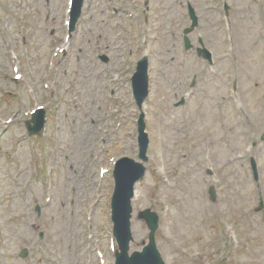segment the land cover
<instances>
[{"label":"rangeland","instance_id":"obj_1","mask_svg":"<svg viewBox=\"0 0 264 264\" xmlns=\"http://www.w3.org/2000/svg\"><path fill=\"white\" fill-rule=\"evenodd\" d=\"M176 1L151 0V40L129 45L116 39L105 2L87 0L71 49L53 59V71L47 59L65 35L67 0H0V264L114 259L111 171L113 160L136 158L139 111L129 77L144 54L151 58L143 106L150 146L133 202L132 251L148 239L140 213L150 208L160 217L157 247L166 264H215L226 256V264H264V211L257 210L259 192L264 197V0H228L225 26L219 12L204 10L215 0H191L200 25L188 51L186 4ZM199 36L216 58L228 49L212 71L196 54ZM4 38L20 52L25 82L12 80ZM103 53L108 62L98 59ZM51 74L56 83L47 90ZM195 75L194 94L175 107ZM30 83H38L33 99ZM35 103H46L47 130L29 138L23 112ZM8 118L11 124L2 123ZM253 140L258 146L248 154ZM250 155L259 163V189Z\"/></svg>","mask_w":264,"mask_h":264},{"label":"water","instance_id":"obj_2","mask_svg":"<svg viewBox=\"0 0 264 264\" xmlns=\"http://www.w3.org/2000/svg\"><path fill=\"white\" fill-rule=\"evenodd\" d=\"M187 47H189V44ZM133 82L139 103H141L143 94H146L147 86L146 62L141 61L139 63ZM143 128L144 125L141 123L140 139L144 135ZM144 155L145 149L142 152V157ZM114 175L116 189L113 197L112 218L115 223L114 233L121 251L117 254V264H165L155 242L158 216L150 210L141 213V217L147 221L148 227L150 228L149 243L141 252L135 251L131 256L128 255L129 244L132 240L131 218L133 212L132 198L134 197V185L144 175V168L132 160L122 159L117 163ZM212 195L215 196L214 191H212Z\"/></svg>","mask_w":264,"mask_h":264},{"label":"bare ground","instance_id":"obj_3","mask_svg":"<svg viewBox=\"0 0 264 264\" xmlns=\"http://www.w3.org/2000/svg\"><path fill=\"white\" fill-rule=\"evenodd\" d=\"M138 194V195H137ZM136 195H137V198H139V192L138 191H136Z\"/></svg>","mask_w":264,"mask_h":264}]
</instances>
